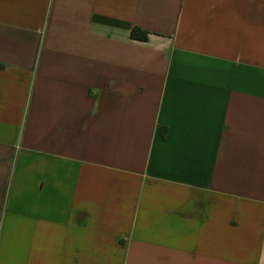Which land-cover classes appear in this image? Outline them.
I'll list each match as a JSON object with an SVG mask.
<instances>
[{
    "label": "crops",
    "instance_id": "0c3cea01",
    "mask_svg": "<svg viewBox=\"0 0 264 264\" xmlns=\"http://www.w3.org/2000/svg\"><path fill=\"white\" fill-rule=\"evenodd\" d=\"M0 264H264V0H0Z\"/></svg>",
    "mask_w": 264,
    "mask_h": 264
},
{
    "label": "trees",
    "instance_id": "16d2710c",
    "mask_svg": "<svg viewBox=\"0 0 264 264\" xmlns=\"http://www.w3.org/2000/svg\"><path fill=\"white\" fill-rule=\"evenodd\" d=\"M131 36H132V38H135V39L145 40L147 38V33L146 32H141L138 29H133L131 31Z\"/></svg>",
    "mask_w": 264,
    "mask_h": 264
}]
</instances>
